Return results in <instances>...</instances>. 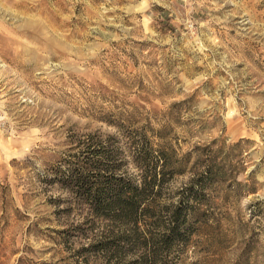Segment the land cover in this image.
<instances>
[{
  "label": "rangeland",
  "instance_id": "obj_1",
  "mask_svg": "<svg viewBox=\"0 0 264 264\" xmlns=\"http://www.w3.org/2000/svg\"><path fill=\"white\" fill-rule=\"evenodd\" d=\"M139 132L190 154L161 204L213 139L239 182L211 184L205 225L154 264H264V0H0V264H110L86 247L109 222L58 171L97 138L134 173Z\"/></svg>",
  "mask_w": 264,
  "mask_h": 264
},
{
  "label": "trees",
  "instance_id": "obj_2",
  "mask_svg": "<svg viewBox=\"0 0 264 264\" xmlns=\"http://www.w3.org/2000/svg\"><path fill=\"white\" fill-rule=\"evenodd\" d=\"M213 143L214 139L205 146L204 160L196 156L198 163L192 165L186 183L176 191V199L165 204L158 200L160 186L168 177L185 171L188 152L175 159L173 149L153 146L139 132L126 145L132 173L124 172L120 162H113L125 155L119 147L97 138L78 146L77 154L58 171V182L85 206V219L109 222L86 247L100 252L110 264H154L175 245H184L205 225L201 205L207 203L206 189L231 175L227 169L235 163L231 155L221 154L220 147L210 146ZM230 177V182L239 185L233 175ZM125 252L130 258L123 261Z\"/></svg>",
  "mask_w": 264,
  "mask_h": 264
}]
</instances>
